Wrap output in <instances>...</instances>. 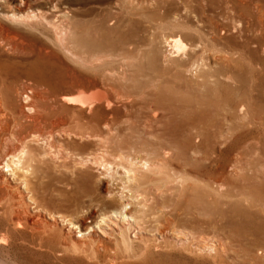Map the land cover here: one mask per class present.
<instances>
[{
    "label": "rangeland",
    "instance_id": "1",
    "mask_svg": "<svg viewBox=\"0 0 264 264\" xmlns=\"http://www.w3.org/2000/svg\"><path fill=\"white\" fill-rule=\"evenodd\" d=\"M0 56V148L19 147L0 157L1 261L216 264L228 233L221 258L261 264L241 238L264 181L237 179L254 205L219 196L208 156L221 131H264V0H0Z\"/></svg>",
    "mask_w": 264,
    "mask_h": 264
},
{
    "label": "bare ground",
    "instance_id": "2",
    "mask_svg": "<svg viewBox=\"0 0 264 264\" xmlns=\"http://www.w3.org/2000/svg\"><path fill=\"white\" fill-rule=\"evenodd\" d=\"M13 16H15V14ZM114 17L117 19V14H115ZM225 27L226 26H224L222 23L215 22V24H213V29L215 32L219 29H225ZM212 38H216V36ZM206 40L210 39L206 38ZM151 41H153V38H151L150 42ZM166 41L168 49L165 57L168 55L171 56L175 49L181 45L180 38L169 37L166 39ZM198 41V47L201 50L208 48L209 45L204 42L203 37H200ZM172 43L174 45H171ZM192 45H195L194 42ZM190 61V59L184 61H182V59L178 60L176 70L179 73L186 72L189 70ZM6 65L7 62L4 61V59H2L0 56V74L2 71H4ZM16 90V85H8L7 82H4L2 79L0 82L1 105L4 102L12 104L15 99ZM13 120L14 122H17L18 117H15ZM8 125V121L3 123L0 120V128L5 129ZM17 149H19V147H15L12 150L5 149L4 151H1L0 148V157H2L4 154L9 156L16 155L15 151ZM248 154L261 160L259 163L261 164V167H264V131H221L213 142L212 152L210 156H208V159H210V161L214 164L211 181L215 185L219 196L224 194L230 196L232 193L237 194L240 195L241 198L246 199L249 204L254 205L255 202L249 200L247 193L244 190L238 188L239 185L237 181V179L242 178L249 181H264V175L258 171L256 164L253 166H246L243 163V159ZM3 159L4 158H0V167L4 166ZM6 166L9 167V163L6 162ZM133 176L137 179L136 173L133 174ZM135 182L136 186H141L140 181L135 180ZM129 204L130 202L121 203V205L116 210H114L113 215L120 218H128L129 216H133V212L129 211L131 207V205L128 207ZM221 204H225L227 207H230L232 205V200L228 198L222 200L221 197H219L216 206V212L218 216L220 215L219 213H221ZM224 236L226 239L225 242H220L216 247V264H229L226 258H221L222 252L223 254H230L232 251L236 250L233 247L232 240H230V235L225 233ZM241 239L243 240L242 242L245 248L252 253V258L254 260H260L261 264H264V212L262 209L257 208L249 212L248 219H246L244 224V230ZM1 240L2 239H0V241ZM1 263L6 264L4 261H1Z\"/></svg>",
    "mask_w": 264,
    "mask_h": 264
}]
</instances>
